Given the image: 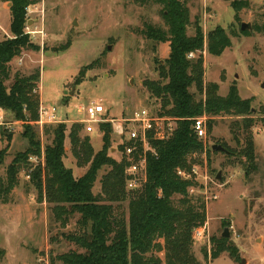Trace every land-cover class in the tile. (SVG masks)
<instances>
[{
    "label": "rangeland",
    "instance_id": "1",
    "mask_svg": "<svg viewBox=\"0 0 264 264\" xmlns=\"http://www.w3.org/2000/svg\"><path fill=\"white\" fill-rule=\"evenodd\" d=\"M249 1L250 8L240 12L241 22L251 25L245 29L250 30L251 35H244L230 1L188 0L192 21L197 20L205 33V82L218 83L223 96L236 84L243 99L253 98L256 119L252 129L256 171L252 167L246 170V159L241 154L242 134L238 132L239 135L234 136L230 130L231 124L241 118L235 115L204 119L207 137L199 139L203 149L190 156L191 170L198 169V175L194 176L200 184L194 195L202 194L206 198L208 219L210 216L209 236L196 241L195 254L203 260L201 248L209 246L211 237L222 235L226 228L240 250L239 262L224 253L213 264H264V114L261 113L264 106V33L253 29L257 24H264V0ZM6 3L0 0V5L9 13L12 4ZM34 5L30 18L26 17L25 27L42 29L46 37H30L39 48L26 50L11 61V78L6 85L12 84L17 72L29 75L40 69V99L47 105H56L63 118L70 120L66 123L64 164L78 178L88 170L89 164L78 165L69 133L75 120L85 118L80 113L81 105L101 102L109 118L128 116L138 108L145 107L153 112L156 108L155 98L150 97L144 82L159 79L155 60L168 58L170 44L149 40L142 30L146 22L166 28L160 13L162 6L156 3L141 5L135 0H41ZM4 12L0 7L1 39L13 36ZM4 26L9 30L3 29ZM217 26L224 27L232 39V46L221 56L207 52L208 35ZM188 32L194 34L193 28ZM68 41L72 45L60 51ZM98 59V67L85 69L81 75L85 66ZM191 91L196 92L197 98L202 97L194 86ZM26 126L36 130L39 145L36 153L46 155L47 147L52 144L51 125H25L11 132L0 128V152L4 150V155L0 156V179L6 178L7 167L14 157L30 147L23 133ZM80 135L90 137L95 152L102 149L103 133L99 129L91 133L82 129ZM110 144L113 147L110 155L120 160L123 153L118 150L120 141L114 134ZM213 145H221L225 150H214ZM40 167L44 168L35 167L33 173ZM109 170V166H104L99 171L93 188L95 194L101 192V180ZM30 180L25 171L21 172L16 188L0 197V245L6 249L0 264H51L52 257L56 258L54 264H65L59 259L65 253L84 251L66 237L78 231L80 216L71 215L66 223L57 220L51 205L38 199V191Z\"/></svg>",
    "mask_w": 264,
    "mask_h": 264
},
{
    "label": "trees",
    "instance_id": "2",
    "mask_svg": "<svg viewBox=\"0 0 264 264\" xmlns=\"http://www.w3.org/2000/svg\"><path fill=\"white\" fill-rule=\"evenodd\" d=\"M2 1L12 3L10 31L13 36L0 41V107L15 118L36 120L41 102L40 69L29 75L17 72L10 86L6 82L11 78V61L26 50L39 48L25 33V24L27 8L41 0ZM135 1L141 5L156 3L162 6L160 13L166 28L146 22L142 33L158 44L169 42L170 54L163 61L155 60L159 79L147 80L144 84L150 97L155 98L154 112L175 119L177 128L165 139L151 140L154 150L147 152L146 181L140 188L128 189L130 162L124 155L120 160L110 155L113 148L111 124L100 125L104 144L97 152L90 137L80 135L84 124H72L69 133L72 153L79 166L89 164L88 170L78 178L64 164L68 126L66 123L51 124L54 138L46 149V165L34 171L30 182L38 191V199L51 205L57 220L66 223L71 215L79 214L78 231L66 237L84 250H70L59 259L65 264H209L227 253L239 262L238 246L223 235L212 236L211 246L206 244L201 248L203 260L197 257L193 230L208 221L207 201L202 194L190 193L191 188L199 189V182L194 178L185 179L178 172L190 173V156L203 149L192 127L194 119L203 114L210 118L222 114L241 117L231 124L230 130L234 136L239 135L238 132L242 134L241 154L246 159V170L252 167L256 171L253 98L243 99L236 84L223 96L218 83L205 82V33L197 20L192 21L188 0ZM225 1H230L236 11L235 19L241 25L240 12L250 8V1ZM190 27L194 34H189ZM253 29L264 33V24H257ZM242 33L251 35L250 30H242ZM71 45L68 41L60 51ZM231 46V36L224 27L211 30L207 43L209 54L221 56ZM191 52L196 54L195 58H189ZM99 62L98 59L85 66L81 75L85 69L98 67ZM193 86L202 97L197 98L196 92L191 91ZM261 113L264 114V106ZM23 133L30 147L18 153L8 165L6 178L0 179V197L16 188L20 173L28 168L29 156L39 149L34 127L26 126ZM118 150L123 152L124 146L119 144ZM3 155L4 150L0 152V156ZM104 166H109L110 170L101 180V192L95 194L94 184ZM5 255L6 249L0 245V262ZM55 259H50L51 264Z\"/></svg>",
    "mask_w": 264,
    "mask_h": 264
},
{
    "label": "built area",
    "instance_id": "3",
    "mask_svg": "<svg viewBox=\"0 0 264 264\" xmlns=\"http://www.w3.org/2000/svg\"><path fill=\"white\" fill-rule=\"evenodd\" d=\"M32 6L35 5H30L27 8V19H29L33 13ZM41 13L44 14V10L41 9ZM25 33L32 39H37L38 37L44 39L46 37L44 30L38 28L32 30L28 26L25 27ZM188 56L189 58H195L196 54L191 52ZM79 109L80 113L84 114L85 118L75 120L74 122L84 124V129L88 133L94 132L96 129L101 131L100 125L103 123L111 124L112 134H114L119 139L120 144L124 146V151L122 153L130 162L128 167V189L140 188L146 181L147 152L149 150H154L150 143L151 140L165 139L177 128V122L175 119L160 116L145 107L138 108L130 115L120 118H109L107 115V108L101 102H91L87 105L84 104L81 105ZM63 117L64 116L59 113V109L56 105H47L41 99L39 118L36 120L29 118H15L11 116L7 110L0 107V128H6L11 132L14 131L16 127L22 128L25 125H37L43 127L46 125L67 123L70 121ZM207 117L208 115L205 114L202 117L195 118L192 125L194 133L200 140L207 137V124L204 120ZM28 163L29 168L25 171L27 179L31 178L35 167H44L46 165L45 153H32L28 158ZM178 173L185 179L194 178L197 181V178L194 176L198 175L197 168H192L190 173H187L184 170H180ZM195 191V188L190 189L191 194H194ZM209 231L210 228L208 222L203 226L195 228L193 230L194 240H205L209 236ZM210 246L211 244L209 243V247Z\"/></svg>",
    "mask_w": 264,
    "mask_h": 264
},
{
    "label": "water",
    "instance_id": "4",
    "mask_svg": "<svg viewBox=\"0 0 264 264\" xmlns=\"http://www.w3.org/2000/svg\"><path fill=\"white\" fill-rule=\"evenodd\" d=\"M10 4H12V3H10ZM29 22H30V21H29ZM250 27H251V25H250L249 23H245V22H243V23L241 24V29H242V30L248 29V28H250ZM108 49H111V46H109ZM213 149H214V150H225V148H224L223 146H221V145H213ZM219 176H220V175H219ZM219 176H218V177H219ZM222 235H223L224 237H230L229 229L226 228V229L224 230V232L222 233ZM241 263H243V260H242Z\"/></svg>",
    "mask_w": 264,
    "mask_h": 264
},
{
    "label": "crops",
    "instance_id": "5",
    "mask_svg": "<svg viewBox=\"0 0 264 264\" xmlns=\"http://www.w3.org/2000/svg\"><path fill=\"white\" fill-rule=\"evenodd\" d=\"M8 4H10V2H8V3H6V5H8ZM0 7L5 11L4 12V14L5 15H7L8 16V18H9V28H10V26H11V20H12V16H11V10L9 11V13L5 10V8H3L1 5H0ZM5 27H7V26H4L3 27V29H5ZM8 28V27H7ZM9 28H8V30H9ZM1 37H2V35L0 34V41L1 40H3V39H1ZM209 219H210V216H209ZM208 219V225L210 224V220ZM209 228H210V225H209ZM201 259V258H200ZM215 260H217V259H215ZM215 260H213V261H210V263L209 264H213L214 263V261ZM248 264H251L250 262H248Z\"/></svg>",
    "mask_w": 264,
    "mask_h": 264
}]
</instances>
